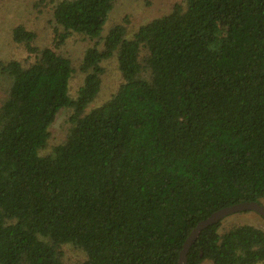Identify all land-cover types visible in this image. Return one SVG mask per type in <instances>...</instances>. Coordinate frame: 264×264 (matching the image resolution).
<instances>
[{
	"label": "trees",
	"instance_id": "16d2710c",
	"mask_svg": "<svg viewBox=\"0 0 264 264\" xmlns=\"http://www.w3.org/2000/svg\"><path fill=\"white\" fill-rule=\"evenodd\" d=\"M112 10L53 2L51 46L11 31L25 56L0 61V264H67L66 245L84 253L72 264H178L198 222L264 205V0H183L131 33L128 17L105 31ZM73 34L90 43L75 96L56 51ZM113 58L121 82L91 108ZM64 109L68 132L42 153ZM222 221L187 263L264 264V231Z\"/></svg>",
	"mask_w": 264,
	"mask_h": 264
},
{
	"label": "rangeland",
	"instance_id": "374dc122",
	"mask_svg": "<svg viewBox=\"0 0 264 264\" xmlns=\"http://www.w3.org/2000/svg\"><path fill=\"white\" fill-rule=\"evenodd\" d=\"M59 0H46L44 6L39 5V0H0V61L11 59L22 60L25 56L21 47L11 40V31L17 24L24 25L27 29L38 35V46H51L54 39V22L52 20V3ZM183 0H113V10L103 27L105 31L115 24L121 23L124 17H128V32L131 33L139 25L170 12L176 3ZM107 25V26H106ZM90 46L89 41L80 35L73 34L65 44L56 50L62 56L68 58L74 68L70 81V93L75 96L77 88L83 80V75L78 71L84 50ZM104 74L99 96L91 104V108L105 101L121 82L117 71L115 58L103 62ZM8 82H4L0 75V101L5 97ZM71 111L61 110L50 128V136L46 148L42 153L50 151L60 144L70 127L69 116ZM264 206V205H263ZM251 225L264 231V219L255 212L248 211L229 215L221 222L220 232L223 233L233 226ZM63 261L67 264L80 262L84 259V253L66 245L63 247ZM201 264H212L203 261Z\"/></svg>",
	"mask_w": 264,
	"mask_h": 264
},
{
	"label": "water",
	"instance_id": "95a60500",
	"mask_svg": "<svg viewBox=\"0 0 264 264\" xmlns=\"http://www.w3.org/2000/svg\"><path fill=\"white\" fill-rule=\"evenodd\" d=\"M252 211L261 216L264 219V206L258 202H244L238 203L229 207H225L220 209L214 213H212L208 218L200 221L197 225L192 229L189 236L183 243L182 249L179 252L178 264H188L187 263V252L189 247L194 242V240L199 236L200 232L211 226L213 224L218 223L222 219L228 217L229 215H233L241 212Z\"/></svg>",
	"mask_w": 264,
	"mask_h": 264
}]
</instances>
